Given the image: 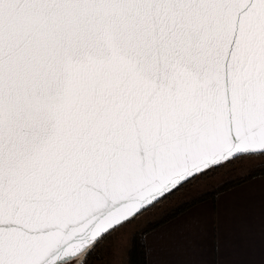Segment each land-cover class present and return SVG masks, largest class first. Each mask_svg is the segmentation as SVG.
I'll list each match as a JSON object with an SVG mask.
<instances>
[{
    "label": "snow or ice",
    "instance_id": "snow-or-ice-1",
    "mask_svg": "<svg viewBox=\"0 0 264 264\" xmlns=\"http://www.w3.org/2000/svg\"><path fill=\"white\" fill-rule=\"evenodd\" d=\"M245 154H264V0H0V264H88Z\"/></svg>",
    "mask_w": 264,
    "mask_h": 264
},
{
    "label": "crops",
    "instance_id": "crops-1",
    "mask_svg": "<svg viewBox=\"0 0 264 264\" xmlns=\"http://www.w3.org/2000/svg\"><path fill=\"white\" fill-rule=\"evenodd\" d=\"M143 237L145 264H264V171L187 204Z\"/></svg>",
    "mask_w": 264,
    "mask_h": 264
},
{
    "label": "rangeland",
    "instance_id": "rangeland-1",
    "mask_svg": "<svg viewBox=\"0 0 264 264\" xmlns=\"http://www.w3.org/2000/svg\"><path fill=\"white\" fill-rule=\"evenodd\" d=\"M262 163H264V154L238 157L230 163L226 162L222 167L215 169L203 178L178 189L173 193L172 197L177 201L191 200L198 192L211 189L215 185L220 184L225 178L229 179L240 174L244 175L249 173V171L255 170L256 165H262ZM163 205L165 206L164 202H160L157 206L154 204L149 206L142 213L138 214L135 219L124 224L122 228L104 236L95 248L100 255L97 264H125L131 233L135 229H142L148 225L150 220L157 218L160 212L163 211L161 210Z\"/></svg>",
    "mask_w": 264,
    "mask_h": 264
},
{
    "label": "trees",
    "instance_id": "trees-1",
    "mask_svg": "<svg viewBox=\"0 0 264 264\" xmlns=\"http://www.w3.org/2000/svg\"><path fill=\"white\" fill-rule=\"evenodd\" d=\"M241 157V156H240ZM235 160V159H234ZM232 160V161H234ZM225 164V163H224ZM217 169V168H216ZM264 171V163H262V165H256L255 166V170L253 171H249V173H246L244 175H237L236 177H232V178H225L220 184L215 185L214 187H212L209 190H205V191H200L198 192L197 195H195L194 198L190 199H186V200H175L173 199V193L169 196H166L164 199L159 200L158 202H156L154 205L157 206L160 202H164L165 206H162L163 210L162 212H160V215L155 218L154 220H150L148 222V225L144 226L142 229L137 230L135 229L131 235H130V239H129V244H128V248L126 252V262L125 264H145L144 263V243H143V234L151 227H154L158 224H160V222L162 220H166L168 218H170L171 216H173V214H175L176 212L182 211V209L184 207H186L187 204L195 202L197 200H199L200 198H204V197H210L211 194H213L214 192L223 189L226 186H231L234 184H237V182H239L240 180L245 179L246 177L249 176L250 173L252 172H262ZM173 199V200H172Z\"/></svg>",
    "mask_w": 264,
    "mask_h": 264
},
{
    "label": "flooded vegetation",
    "instance_id": "flooded-vegetation-1",
    "mask_svg": "<svg viewBox=\"0 0 264 264\" xmlns=\"http://www.w3.org/2000/svg\"><path fill=\"white\" fill-rule=\"evenodd\" d=\"M98 259H100L99 252L94 250L93 254L88 257V264H97Z\"/></svg>",
    "mask_w": 264,
    "mask_h": 264
},
{
    "label": "water",
    "instance_id": "water-1",
    "mask_svg": "<svg viewBox=\"0 0 264 264\" xmlns=\"http://www.w3.org/2000/svg\"><path fill=\"white\" fill-rule=\"evenodd\" d=\"M241 156H246V154H245V155H241ZM155 203H156V202H154L153 204H155ZM153 204H152V205H153ZM152 205H151V206H152ZM147 208H148V207H146V209H147ZM146 209H144V210H146ZM144 210H142L140 213H142ZM140 213H139V214H140ZM81 259H83V253H82L80 256L76 257V260H81Z\"/></svg>",
    "mask_w": 264,
    "mask_h": 264
}]
</instances>
